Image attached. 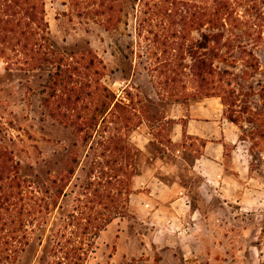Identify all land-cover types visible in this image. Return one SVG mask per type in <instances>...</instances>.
Instances as JSON below:
<instances>
[{
	"label": "rangeland",
	"instance_id": "rangeland-1",
	"mask_svg": "<svg viewBox=\"0 0 264 264\" xmlns=\"http://www.w3.org/2000/svg\"><path fill=\"white\" fill-rule=\"evenodd\" d=\"M43 1L55 49L67 54L91 51L104 68L103 85L124 103L129 99L132 103L143 102L138 105L143 124L131 134V141L139 147L146 143L139 161L140 181L134 186L127 214L113 220L94 240L84 264H264V100L260 98L264 95V0H122L123 12L115 27L89 14L81 16L85 11L75 3L89 0ZM144 1L213 9L221 3L230 4V18L225 16L211 33L223 34L220 46L227 43L245 48L258 59L260 70L252 77L244 75L242 54L236 55L235 68L216 64L228 71L222 78L224 113L239 129L243 141L240 153L249 164L253 180H239L235 194L227 186L225 190L217 188L215 193H201L200 190L206 192L205 188L198 189L201 179L192 176L179 160L181 157L190 163L200 153L199 144L186 140L174 146L169 142L170 125L161 119L169 113L174 99L165 94L157 97L156 93H161L157 78H150L155 76L152 65L168 57L175 64L190 65L186 51L199 41L200 33L194 31L188 36L183 52L170 50L167 56L156 51L154 56L150 28H139L142 19L150 18L143 16ZM169 8V20L176 23L175 31H180L176 7ZM247 23L258 25L253 29L257 36H244ZM209 30L205 27L203 31L208 34ZM153 31L161 33V29ZM180 37L169 41L177 46L182 42ZM178 71L188 74V70ZM47 75L44 71L7 70L0 59V159L4 155L12 157L23 176L53 194L65 184L64 192L68 194L63 201L64 210H56L34 230L16 264H50V237L61 226L60 216L71 209L94 159L92 150L83 142V134L80 136L73 127L52 118L41 105L46 97ZM187 87L191 89L192 84ZM231 150L226 148L229 159ZM52 181L56 184L49 183ZM159 182H175L185 188L190 202L187 208H167L168 202L148 196L147 187L153 186V193L159 195L163 188ZM247 187L257 193L246 194ZM59 201L61 204L62 199Z\"/></svg>",
	"mask_w": 264,
	"mask_h": 264
},
{
	"label": "trees",
	"instance_id": "trees-1",
	"mask_svg": "<svg viewBox=\"0 0 264 264\" xmlns=\"http://www.w3.org/2000/svg\"><path fill=\"white\" fill-rule=\"evenodd\" d=\"M123 4L122 0L75 3L85 11L81 16L101 18L110 27L120 22ZM169 7H176L180 31H175L176 23L169 20L172 18ZM143 10V16L150 18L142 19L139 28H150L154 56L156 51L161 55L169 54L170 50L183 52V42L188 36L194 31L200 33L199 41L186 51L190 65L175 64L169 57L152 65L155 76L150 78L158 80L161 93H157L158 97L165 94L175 101L217 97L225 105L221 97L222 78L228 71H222L216 64L235 68L236 55L242 54L244 75L252 77L259 72V62L252 51L227 43L220 46L223 34L211 33L213 26L225 16L230 18V4L221 3L213 9L186 3L144 1ZM45 17L43 0H0V59L7 70L47 72L46 97L41 105L52 118L73 127L80 136L83 134V142L93 152L85 182L77 191L71 209L60 216V228L50 237L53 244L49 251L50 264H84L94 240L113 220L127 214L143 156L131 141V134L143 124L138 106L143 102L132 103L129 99L124 103L103 85L104 68L91 51L67 54L55 49ZM156 19L161 20L160 24H154ZM247 25L244 36H257L258 32L253 29L258 25ZM205 27L208 34L203 31ZM154 29H161V33H154ZM177 35H181L182 42L174 46L170 41ZM178 57L185 61L182 55ZM179 69L188 70V74ZM190 83L192 88L188 89ZM260 98L263 101L264 95ZM69 176L68 173L67 179ZM65 186L53 194L44 185L40 187L23 176L12 157L4 155L0 161V264H16L34 230L53 212L64 210L63 201L68 197Z\"/></svg>",
	"mask_w": 264,
	"mask_h": 264
},
{
	"label": "crops",
	"instance_id": "crops-1",
	"mask_svg": "<svg viewBox=\"0 0 264 264\" xmlns=\"http://www.w3.org/2000/svg\"><path fill=\"white\" fill-rule=\"evenodd\" d=\"M169 105V113L161 119L170 125L168 130L169 142L174 146H180L186 140H189L190 142L198 143L200 146V153L190 163L181 157H179V160L181 164L190 170L189 172L192 176L201 179L198 189L205 188L206 191L200 190L201 193H215L217 188L224 187L225 190L227 186L230 187L231 193L235 194L240 186L239 180L253 181L249 176V164L243 160V156L240 153V145L243 141L239 137V129L232 121L226 118L224 105L220 98L173 100V103ZM138 129H141V126L133 133ZM244 143H246L245 140ZM133 144L140 151L146 147V143L142 147H139L134 142ZM227 147L232 149L230 159L226 156ZM140 178L141 174L139 172V175L134 180V186L137 184V180L140 181ZM159 185L163 187L159 195L153 193L155 192L152 191L155 188L153 186L147 187L149 190L147 192L148 196L153 195L155 199H161L166 204L168 202L167 208L169 206L187 208L190 204L186 189L182 186L175 182L172 184L159 182ZM245 193L253 194L257 193V191L247 187L245 188ZM168 195L169 197L166 199ZM160 207H162L161 204Z\"/></svg>",
	"mask_w": 264,
	"mask_h": 264
}]
</instances>
